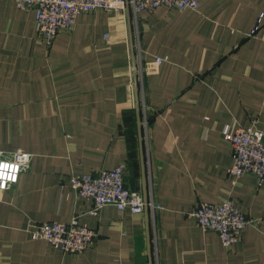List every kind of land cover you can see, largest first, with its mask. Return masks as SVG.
Here are the masks:
<instances>
[{"label": "crops", "instance_id": "crops-1", "mask_svg": "<svg viewBox=\"0 0 264 264\" xmlns=\"http://www.w3.org/2000/svg\"><path fill=\"white\" fill-rule=\"evenodd\" d=\"M197 1L81 13L47 47L33 10L0 0V151L32 154L0 190V264H264V181L231 182L224 137L264 130V0ZM123 163L128 188L146 187L147 210L91 213L69 176ZM222 199L251 220L229 249L188 215ZM75 216L97 233L77 254L28 231Z\"/></svg>", "mask_w": 264, "mask_h": 264}, {"label": "built area", "instance_id": "built-area-1", "mask_svg": "<svg viewBox=\"0 0 264 264\" xmlns=\"http://www.w3.org/2000/svg\"><path fill=\"white\" fill-rule=\"evenodd\" d=\"M23 10H33L37 36L47 47L55 37L71 30L81 13L120 11L130 7L134 12L151 11L160 6L182 11L197 10V0H12ZM263 18L261 14L256 23ZM107 38V35H105ZM224 137L232 147L233 162L227 172L232 183L243 174L254 176L261 184L264 181V130L252 123L248 127H238L234 131H224ZM32 154L20 150L4 153L0 151V190L14 185L22 171L29 168ZM126 164L111 169H101L94 173L70 175L71 188L92 202L95 213L105 205L131 213L144 210L141 193L130 190L125 183ZM189 217L203 229L215 231L225 249H229L241 238L243 228L251 221L231 199L216 203L200 202L189 213ZM33 239H44L53 247L77 254L89 247L97 233L75 216L68 222H34L28 227Z\"/></svg>", "mask_w": 264, "mask_h": 264}, {"label": "water", "instance_id": "water-1", "mask_svg": "<svg viewBox=\"0 0 264 264\" xmlns=\"http://www.w3.org/2000/svg\"><path fill=\"white\" fill-rule=\"evenodd\" d=\"M134 81H135L136 97H137L138 86H137V76H136V74H134ZM136 111H137L138 133H139V137L141 139L142 138V128H141V117H140V103H139L138 98L136 99ZM141 155H142V147H141ZM145 175H146L145 174V169L143 168V179H144V181H146ZM143 199H144V209L147 210L148 198H147L146 187L144 189Z\"/></svg>", "mask_w": 264, "mask_h": 264}, {"label": "rangeland", "instance_id": "rangeland-1", "mask_svg": "<svg viewBox=\"0 0 264 264\" xmlns=\"http://www.w3.org/2000/svg\"><path fill=\"white\" fill-rule=\"evenodd\" d=\"M140 74H142V67L139 65V67H137V82L139 83L141 80H140V77H141V75ZM138 86H139V84H138ZM139 102H140V104H141V101H142V97H141V95L139 96Z\"/></svg>", "mask_w": 264, "mask_h": 264}]
</instances>
